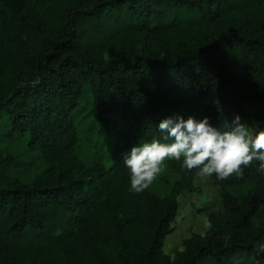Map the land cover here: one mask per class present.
I'll return each mask as SVG.
<instances>
[{
  "label": "trees",
  "instance_id": "obj_1",
  "mask_svg": "<svg viewBox=\"0 0 264 264\" xmlns=\"http://www.w3.org/2000/svg\"><path fill=\"white\" fill-rule=\"evenodd\" d=\"M245 1L0 0V117L8 133L29 136L58 159L24 182L0 154V264H264L254 247L264 228H237L238 216L264 206L258 162L239 178L215 176L224 219L205 235L192 233L173 258L162 242L175 198L133 191L123 162L134 143L161 137L160 120L173 114L197 119L195 111L218 129L238 114L253 134L264 130V91L237 85L264 71L263 19L194 46L155 42L164 32L188 35ZM138 32L140 49L109 47ZM82 112L95 122L107 163L86 166L75 153ZM254 177L246 194L232 192Z\"/></svg>",
  "mask_w": 264,
  "mask_h": 264
},
{
  "label": "rangeland",
  "instance_id": "obj_2",
  "mask_svg": "<svg viewBox=\"0 0 264 264\" xmlns=\"http://www.w3.org/2000/svg\"><path fill=\"white\" fill-rule=\"evenodd\" d=\"M41 12V8H38ZM264 20V3L245 1L242 7L229 12L224 18L200 23L188 35L181 33H161L155 35L156 45L169 43L172 48L181 44L197 45L207 40L217 31L227 27H249L253 20ZM143 32L134 35L124 34L112 42L109 47L123 50H136L142 46ZM104 54H108L106 50ZM237 85L245 92L264 91V71L254 70L247 76H242ZM197 120L202 119L200 113L195 112ZM9 121L6 116L0 117V154L11 160L10 173L24 182H30L36 177L44 175L45 171L58 162L40 143H30L27 135L18 136L8 133ZM79 144L75 146V153L86 166H90L97 159L108 162L103 154L99 140H96V125L88 113L82 112L77 122ZM140 140L134 144L142 142ZM133 144V145H134ZM131 147V146H130ZM127 148L124 152L130 150ZM198 169L187 170L181 162L174 159L165 161L164 171L147 188L157 196H173L177 203L176 213L170 222L172 230L167 232L162 242V251L170 258L184 250V240L192 233L205 235L214 230V223L222 221L226 214L223 198L219 192L216 177L200 176ZM258 180L248 178L239 184L231 185L232 192L238 196L246 194ZM205 220L210 221L212 227L205 229ZM246 220V222H243ZM237 217V228L242 231L264 228V206H259L255 213L245 217ZM225 238V234H223Z\"/></svg>",
  "mask_w": 264,
  "mask_h": 264
},
{
  "label": "clouds",
  "instance_id": "obj_3",
  "mask_svg": "<svg viewBox=\"0 0 264 264\" xmlns=\"http://www.w3.org/2000/svg\"><path fill=\"white\" fill-rule=\"evenodd\" d=\"M158 128L161 137L134 144L123 154L131 189L137 193L150 187L169 159L181 162L187 170L198 169L202 177L214 174L220 180L243 176V169L253 161L264 174V130L253 134L238 114L224 129L213 127L206 116L197 120L179 114L161 119ZM204 227L210 229L211 222L205 220ZM254 247L257 255L264 253V242Z\"/></svg>",
  "mask_w": 264,
  "mask_h": 264
}]
</instances>
